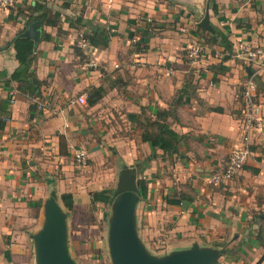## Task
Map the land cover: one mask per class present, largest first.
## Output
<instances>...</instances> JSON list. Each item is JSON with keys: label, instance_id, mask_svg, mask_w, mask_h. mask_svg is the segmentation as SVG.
<instances>
[{"label": "crops", "instance_id": "obj_1", "mask_svg": "<svg viewBox=\"0 0 264 264\" xmlns=\"http://www.w3.org/2000/svg\"><path fill=\"white\" fill-rule=\"evenodd\" d=\"M212 3L217 11L210 8V0H47L49 17L41 23L32 63L41 94L35 99L50 102L45 110H30L33 100L11 79L18 66L11 42L28 26L33 0H15L14 5L0 8V264H11L18 257L20 248L13 241L26 236L21 224H26L32 209H37L39 219L34 230L40 225L46 197L40 176H54L60 194H72L74 209L88 208V185L71 174L69 161L80 149L95 161L103 150L98 140L108 139L107 132L114 130L115 123L119 126V119L125 128L134 130L142 110L152 119L156 112H168L170 127L184 135L179 155L152 149L140 140L139 127L136 136L127 139L151 151V161L141 173L150 167L158 175L138 205L147 223L139 231L144 244L152 251L154 245L161 246L155 251L159 254L194 241L211 245L218 235L243 228L240 238L246 228L253 227L248 243L250 255L257 259L249 264H264V259L259 262L264 254V69L255 75L263 125L252 134L251 155L244 164L258 171L243 167L224 187L208 190L203 186L196 190L203 193V199L193 198L183 207L164 200L166 193L175 194L168 188L170 178L165 173L166 168L174 169L175 156H184L176 168L186 167L198 179H206L204 171L220 167L224 157L242 144L241 92L248 69H253L236 53L242 46L264 47V0ZM206 6L211 26L227 36V51L219 42L209 44L211 32L198 25ZM78 15L83 16L84 25L69 27V19ZM92 28L104 34L107 46L93 47L84 54L75 43ZM196 41L205 44L204 55L189 59L187 53L198 45H192ZM130 42L134 43L132 50ZM136 43L146 48L137 51ZM185 48L187 53L182 54ZM89 61L96 65L88 66ZM91 86L105 89L100 101L92 106L69 104L70 98ZM12 90L16 91L13 102ZM59 136L66 143L67 155L59 153ZM120 155L128 165L137 158L130 149ZM163 223L168 230L161 234ZM230 253L220 257L218 264H248L241 251L237 256Z\"/></svg>", "mask_w": 264, "mask_h": 264}, {"label": "rangeland", "instance_id": "obj_2", "mask_svg": "<svg viewBox=\"0 0 264 264\" xmlns=\"http://www.w3.org/2000/svg\"><path fill=\"white\" fill-rule=\"evenodd\" d=\"M203 41L205 42V40ZM133 44L134 43L130 42L131 49L129 48V50L134 49ZM195 44H198L201 47L198 58L200 59L204 55L205 44L202 43V41L200 42L196 41V43H192V45ZM180 52H182V54H186L187 49L186 48L182 49ZM125 127L126 126H124L123 122H121V119H119V126H117V124L115 123L114 130L111 131L110 133L107 132L108 139L103 141H101V139L98 140L99 143L102 144L103 150L99 152V156L95 161H92L91 159H88L86 157L84 163L77 162L74 155L72 160L69 161V171L71 172V174H74L77 177L79 176L81 178L80 179L81 182L88 185L87 189H89L90 191L106 190L105 194L102 195V199L106 200V202L100 201L94 206L89 204L88 208L82 206L81 208L76 207L74 210L68 213L69 252L77 264H111L107 252V245H106L107 215L110 210V203L113 198V193L116 187L118 170L120 169V166L124 163L120 153H123V151H126L128 149H130V152L132 154L135 153L136 154L135 156H137V158L133 159L132 165L136 167H138L139 164L143 161H146L148 165L151 161L148 160L149 155H151L150 153L151 151H148L146 148L142 150V147H140L141 145L139 143L137 144V146H134L133 143H130L131 140L129 141L127 140V139H132V137L136 136L135 130L138 129L137 128L138 126L134 130H130ZM116 141L118 142V145H115ZM228 157L229 154H227V156L224 157L223 161L220 164V167L215 166V168L212 169L211 171H204L205 174L208 173V175H210L214 172H217L219 168H221V165L225 164L226 159ZM179 159L180 160L184 159V156L182 155L175 156L174 159H172V166L174 168L172 171H168L167 168L165 169V173L170 178V183H169L170 187L168 188H171V190L174 191L175 195H177L179 192H184L189 196H192L194 199H196V201H200L203 199V193L200 194L196 190L200 191L201 187L203 186L204 187L207 186L208 190H210V188H214L218 186V185L208 184L206 182V179L204 178L198 179V177H196V175L191 173V171H187L186 167L183 168L178 167L179 169L176 168L174 165L177 164ZM155 172H153L152 169L148 167L146 174H143L141 172L138 174V179L139 178L147 179L148 188H150L151 186L150 184H152L153 182L152 180L154 179V176H158ZM238 173H236L232 177V179L237 178ZM68 175L70 176V174ZM40 177H44V176H40ZM39 184L42 187L43 196H46L48 194V188L45 184V178L44 180L43 178H41ZM221 185H222L221 187H224L225 184H221ZM60 190L61 189L59 188L58 189L59 195H60ZM167 194L169 193H166L165 195ZM151 197H152V193H151ZM59 201L62 204L60 200V196H59ZM41 202L42 201L39 200V203L37 204L41 205ZM36 214H37V209L36 208L32 209V213H30L28 216L29 219L31 220L27 218L25 221L26 224L25 223L21 224L22 227L21 230L23 231V233H25L26 236L23 237V241L22 239L13 241L16 248L17 249L20 248V250L17 251L18 257H16L14 260L11 261L8 260L11 264H33V251L31 247V242L28 238V233L33 231L36 225L38 224L39 219L36 218L35 216ZM144 222L146 223V221L144 220V215L139 210L138 211L139 231H144L143 228L147 225V223L145 224ZM162 225L164 231H162L161 234L166 230H168L166 228L168 225L165 226L164 223ZM196 225L198 226V223ZM240 229L243 228H237L236 230L234 229L229 230L227 231L225 236L220 235L219 237L218 235L216 239L210 241V244L214 245V243L216 242L223 243L224 246H227V249L231 250V253L229 254L230 256H237L236 252L241 251V253H244L245 255L246 263L249 264L257 259L256 256L250 255L252 253L251 250L252 248L248 243V239L252 235L250 230H252L253 227L252 229L246 228V234L240 237L241 239L239 238V235L242 233ZM235 234H237L238 236L236 238H233ZM147 238L149 240V236ZM10 239L11 238H9L8 241H6L7 239H5L4 242L9 243ZM160 247L161 246L156 247V245H154L153 251L155 252L162 249Z\"/></svg>", "mask_w": 264, "mask_h": 264}, {"label": "water", "instance_id": "obj_3", "mask_svg": "<svg viewBox=\"0 0 264 264\" xmlns=\"http://www.w3.org/2000/svg\"><path fill=\"white\" fill-rule=\"evenodd\" d=\"M208 6L198 25L213 33L209 23ZM42 25L36 19L19 33L16 38L33 40L36 49L41 38ZM248 74L252 70L248 69ZM138 167L123 163L118 170L116 187L107 215L106 245L111 264H218L220 257L229 249L223 243L200 244L197 241L163 253L148 248L138 230V205L141 200L137 185ZM48 194L42 203L39 227L28 234L32 245L33 264H77L69 252L68 213L59 201L56 178L44 176ZM59 195V196H58Z\"/></svg>", "mask_w": 264, "mask_h": 264}, {"label": "trees", "instance_id": "obj_4", "mask_svg": "<svg viewBox=\"0 0 264 264\" xmlns=\"http://www.w3.org/2000/svg\"><path fill=\"white\" fill-rule=\"evenodd\" d=\"M47 0H33V6L31 9V14L29 15V23L32 20L37 19L40 23H43L46 18L49 17L50 9L46 6ZM210 0V8L213 11H217V5L212 3ZM54 25V22L52 23ZM84 25L83 16L78 15L73 19H69V27L71 28H79ZM201 29V28H200ZM203 30V29H202ZM204 31V30H203ZM93 47L97 46H107V40L104 34L98 28H92L90 32L86 35H83ZM208 43L216 44L221 43L224 45L225 50H229V42L227 36L223 34L219 29L214 27L213 33H208ZM47 35H44V38H47ZM15 49V57L18 61L17 68L12 72L11 79L17 83L18 90L24 94L29 99H33L35 97H40L39 91V80L35 75L34 70L32 69V63L34 60V42L32 39L27 37H19L11 42ZM135 46H139L136 43ZM146 47H138L137 51H142ZM76 49H79L76 47ZM80 50V49H79ZM85 57L81 52V59L83 60ZM227 56L223 57V60L226 59ZM217 67V66H216ZM87 93V105L92 106L95 105L98 101L102 99L105 94V89L102 86H91L86 90ZM37 109L35 103L30 104V110ZM143 109V108H142ZM143 116L141 119L137 121V126L141 129L139 134L140 140L142 142H147L151 146L152 149H160L164 154L179 155V145L184 140V135L178 134L174 131L167 122L168 112H156L155 117L152 119L146 115V112L141 111ZM2 126V118L0 117V128ZM59 153L61 155H67L66 143L62 136H59ZM141 168L147 167V162L143 161L141 163ZM246 169H251L252 172H257L258 170L247 168V166H243ZM138 188L140 190V195L142 199L147 197L148 193V181L145 178H139L137 181ZM106 190H98V191H90V204L94 206L100 201L106 202V200L102 199V195L105 194ZM60 200L65 209L72 211L74 210L73 204V196L71 193H62L60 194ZM164 200L166 203L171 205H181L190 203L193 200L192 196L184 192H179L177 195L175 194H167L164 196ZM36 206V204L34 205ZM38 206V205H37ZM261 243L264 244L262 240ZM231 250L228 251V253ZM235 253V252H233ZM264 259V254L260 258L259 262Z\"/></svg>", "mask_w": 264, "mask_h": 264}, {"label": "built area", "instance_id": "obj_5", "mask_svg": "<svg viewBox=\"0 0 264 264\" xmlns=\"http://www.w3.org/2000/svg\"><path fill=\"white\" fill-rule=\"evenodd\" d=\"M15 0H0V8H8L14 5ZM76 46L83 51L84 54L93 48L92 44L81 34L76 41ZM201 47L196 45L189 48L187 54L189 59H198ZM227 51V50H225ZM236 57H242L253 71L251 75H247L243 84L240 100V119L242 121L243 137L241 146L230 152L224 166L220 171L214 172L206 177V182L212 185L226 184L232 177L242 170L248 157L251 155L250 146L252 144V134L262 129V105L257 92V83L255 75L264 69V47L259 46H242L240 51L236 53ZM88 66H95L96 63L88 62ZM118 64L115 65L117 67ZM16 94L15 90L10 91L11 101ZM37 109L45 110L50 107V102L42 99H32ZM69 104L85 105L87 103V93H81L78 96L68 100ZM77 162L84 163L86 153L83 149L74 153Z\"/></svg>", "mask_w": 264, "mask_h": 264}]
</instances>
